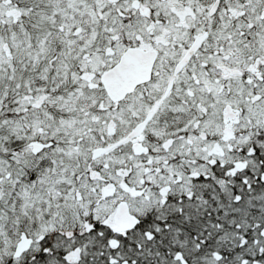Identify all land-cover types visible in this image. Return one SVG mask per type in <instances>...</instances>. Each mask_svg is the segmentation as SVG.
Returning <instances> with one entry per match:
<instances>
[{"label": "snow or ice", "instance_id": "6c2138e0", "mask_svg": "<svg viewBox=\"0 0 264 264\" xmlns=\"http://www.w3.org/2000/svg\"><path fill=\"white\" fill-rule=\"evenodd\" d=\"M0 264H264V0H0Z\"/></svg>", "mask_w": 264, "mask_h": 264}]
</instances>
